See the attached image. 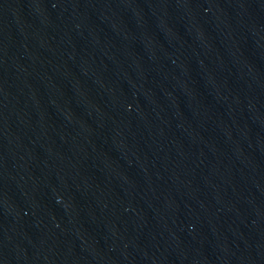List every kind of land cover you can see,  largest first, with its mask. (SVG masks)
I'll use <instances>...</instances> for the list:
<instances>
[{"label":"water","instance_id":"1","mask_svg":"<svg viewBox=\"0 0 264 264\" xmlns=\"http://www.w3.org/2000/svg\"><path fill=\"white\" fill-rule=\"evenodd\" d=\"M148 264H264V0H79Z\"/></svg>","mask_w":264,"mask_h":264}]
</instances>
